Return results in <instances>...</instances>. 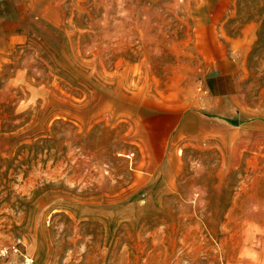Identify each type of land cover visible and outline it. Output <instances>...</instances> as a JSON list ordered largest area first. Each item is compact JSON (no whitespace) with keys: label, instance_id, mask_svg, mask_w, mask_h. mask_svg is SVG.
I'll list each match as a JSON object with an SVG mask.
<instances>
[{"label":"rangeland","instance_id":"rangeland-1","mask_svg":"<svg viewBox=\"0 0 264 264\" xmlns=\"http://www.w3.org/2000/svg\"><path fill=\"white\" fill-rule=\"evenodd\" d=\"M203 1H49L0 51V264H264V0L222 20L234 120L203 107ZM193 100L215 132L155 155L142 123Z\"/></svg>","mask_w":264,"mask_h":264},{"label":"crops","instance_id":"crops-1","mask_svg":"<svg viewBox=\"0 0 264 264\" xmlns=\"http://www.w3.org/2000/svg\"><path fill=\"white\" fill-rule=\"evenodd\" d=\"M49 1L56 0H0V51L12 47L14 43L23 42L26 33L40 18L46 19L45 11ZM230 0H204L197 5V14L192 15L194 21L193 49L204 67L201 80L206 95L202 99L205 110L214 111L218 115H225L230 120L236 116L233 108L239 105V91L237 78L240 74L241 61L238 57L242 41L225 36L221 29L223 17L228 10ZM237 52V53H236ZM0 59L5 57L0 54ZM3 62H0V66ZM189 108L167 107L149 117L150 130L143 125L147 136L161 139L160 145L150 146L157 155L167 152L175 137L193 138L195 136L209 137L215 128L207 127L208 116L196 108L197 101ZM192 104L195 106L193 107ZM206 111V112H207ZM234 114V115H233ZM250 124H253L251 122ZM222 120L217 117V140L222 139ZM254 127H247L253 129ZM152 129H157L152 131ZM212 129V130H211ZM152 137V139H153ZM149 140V138H148ZM161 147V148H160Z\"/></svg>","mask_w":264,"mask_h":264},{"label":"built area","instance_id":"built-area-1","mask_svg":"<svg viewBox=\"0 0 264 264\" xmlns=\"http://www.w3.org/2000/svg\"><path fill=\"white\" fill-rule=\"evenodd\" d=\"M17 250L16 248V244H12V246L10 248H5V247H1L0 246V257H6L8 255V253L11 251V250ZM32 262L29 261V260H26V264H31Z\"/></svg>","mask_w":264,"mask_h":264},{"label":"trees","instance_id":"trees-1","mask_svg":"<svg viewBox=\"0 0 264 264\" xmlns=\"http://www.w3.org/2000/svg\"><path fill=\"white\" fill-rule=\"evenodd\" d=\"M259 43H260L259 40H257V42H255L254 49H256L258 47Z\"/></svg>","mask_w":264,"mask_h":264}]
</instances>
